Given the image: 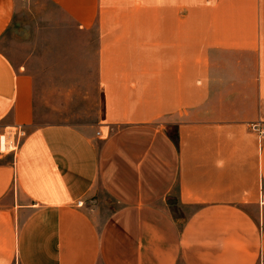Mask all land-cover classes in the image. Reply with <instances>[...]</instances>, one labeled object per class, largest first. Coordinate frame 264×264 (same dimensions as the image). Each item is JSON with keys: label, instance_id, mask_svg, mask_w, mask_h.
Here are the masks:
<instances>
[{"label": "crops", "instance_id": "crops-1", "mask_svg": "<svg viewBox=\"0 0 264 264\" xmlns=\"http://www.w3.org/2000/svg\"><path fill=\"white\" fill-rule=\"evenodd\" d=\"M50 1L97 33L103 116L34 127L0 50V135L27 132L0 156V264H264V0Z\"/></svg>", "mask_w": 264, "mask_h": 264}, {"label": "rangeland", "instance_id": "rangeland-1", "mask_svg": "<svg viewBox=\"0 0 264 264\" xmlns=\"http://www.w3.org/2000/svg\"><path fill=\"white\" fill-rule=\"evenodd\" d=\"M0 50L33 79L34 127L69 124L99 130L103 99L98 83L97 33L82 30L50 0H21ZM110 203L106 192L88 200L89 207ZM171 210L183 219L192 211L175 192ZM14 264H18L15 262Z\"/></svg>", "mask_w": 264, "mask_h": 264}, {"label": "built area", "instance_id": "built-area-1", "mask_svg": "<svg viewBox=\"0 0 264 264\" xmlns=\"http://www.w3.org/2000/svg\"><path fill=\"white\" fill-rule=\"evenodd\" d=\"M252 128L256 130L260 136H264V125L254 124ZM26 133L27 132L24 125H17L15 127L6 129L0 135V156L7 153L15 154L18 151L22 140L26 136ZM83 203V201H80L78 202V205H83Z\"/></svg>", "mask_w": 264, "mask_h": 264}, {"label": "bare ground", "instance_id": "bare-ground-1", "mask_svg": "<svg viewBox=\"0 0 264 264\" xmlns=\"http://www.w3.org/2000/svg\"><path fill=\"white\" fill-rule=\"evenodd\" d=\"M3 140H4V138H3Z\"/></svg>", "mask_w": 264, "mask_h": 264}]
</instances>
